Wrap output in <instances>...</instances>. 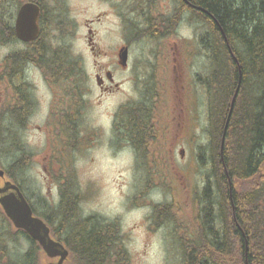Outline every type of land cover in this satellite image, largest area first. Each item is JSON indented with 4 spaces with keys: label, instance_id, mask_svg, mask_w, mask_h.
<instances>
[{
    "label": "flooded vegetation",
    "instance_id": "obj_1",
    "mask_svg": "<svg viewBox=\"0 0 264 264\" xmlns=\"http://www.w3.org/2000/svg\"><path fill=\"white\" fill-rule=\"evenodd\" d=\"M164 1L166 0H128L124 6L125 12H118L115 15V19L121 26L122 37L120 43L111 52L112 54L101 48L96 30L91 27L90 22L87 24L88 56L94 66L92 78L101 94L107 95L119 90L121 84L116 82V73L118 72L129 73L130 70L133 74L140 67H161L158 51L157 55L152 50L155 56L152 55L153 60H148L149 55L139 57L133 47L138 40L144 39L149 42L172 36L169 29L173 26L172 20L168 19L166 24L162 23L164 28H159L161 16L175 17V1L167 0L171 4L166 3V7L163 5ZM136 2L140 3V7L134 6ZM160 4L162 5L160 6ZM238 4L237 9L244 8V0H240ZM39 5L44 12L46 7L40 3ZM18 7L19 4H16L10 10L9 22L6 26L0 27V116L8 118V128L14 131L17 124L15 120L18 119L19 112H23V118L19 119V125L24 126V131L31 126L34 115L41 112L40 100L35 96V81L40 80L48 84L53 97L48 104L44 126L34 124V129L43 130L47 134L53 130L62 133L72 132L74 133V142H78L81 132L80 115L82 107L87 104L83 98L84 93L81 91L84 89L81 86L90 76H87L85 72L82 57L78 53H72L68 44H59L58 38L53 36V33L63 36L72 32V17L70 15L64 21V31H61L60 26L46 30L40 19L38 35L34 39L22 40L17 37L15 30ZM250 8L255 9L254 6ZM160 9L163 14L158 13ZM66 10H69L68 6ZM200 12V19L203 23L202 8H200ZM252 12L254 15L251 14V17H242L241 19V23L246 27L237 26L233 32L232 48L226 43L227 52L231 54L232 59L231 62L229 59L226 62L228 64L227 72L224 71L223 61L219 64V71L226 73L229 78L220 77L219 96L217 97L220 145L216 153L217 158L210 160L206 165L219 183L221 200L217 206L221 205L224 200L225 206L230 204V209L226 208V210H230L231 218L228 215V221L232 222L229 241L233 254L232 264H264V67L259 66L257 72L250 69L255 64V60L250 50L251 42L248 41V37L252 35L256 23L257 15L255 13H259L255 10ZM186 15L192 20L191 12L184 10L181 13L178 26ZM100 20L101 15L96 18V21ZM91 21H95V19ZM121 48L126 53L124 65L119 61ZM104 57L107 59L100 61V58ZM210 65L212 66L211 63ZM65 85L72 87H65ZM188 92L192 94L190 90H187ZM182 103L184 107L180 109L179 120L176 123L172 117H163L162 121L158 120V124L145 125L146 119L144 120V116L140 114V111H137L138 114L131 116L132 118L127 120L126 125L123 124L126 122L124 116L126 111L119 116L115 113L107 130H92V141H96L97 137L108 135L116 148L129 147L133 151L134 158L139 162L142 160L155 164L160 162L172 167L177 162L185 163L187 160H189L188 163L198 164L202 160L201 164H203L201 154L203 144L196 143L195 150L192 149V143L197 139L193 131L200 127V124L197 123L199 116H189L187 94L186 104L185 101ZM141 106V110H150V108H144V104ZM169 113L170 110L168 115ZM11 117L13 122L10 121ZM21 122H23L22 125ZM193 123H195L194 130ZM137 127L139 129L143 127V135L136 144L145 148V154L139 156L131 134V128ZM46 139L49 141V137ZM66 139L67 136L62 135L61 140ZM224 141L230 144L229 152L227 150L224 152ZM22 142L19 139L18 144L16 143L18 154L11 159V165L17 161L24 162L22 159L25 153L21 152L23 150ZM47 158V156L44 157L42 165L43 170L46 171L45 193L34 186L30 180L28 183H23L16 179L13 172L8 174L5 172V179L19 185L28 197L33 213L37 216L40 212L45 213L47 210L53 212V209L57 210L59 207L60 193L52 173L49 172ZM178 172L182 176H186L182 170H178ZM208 176H210L209 173ZM150 177L154 179V176ZM4 182V178L0 176V185H3ZM208 184V180H205L204 185L208 186ZM52 188L55 189V194L51 192ZM213 191L219 196V192ZM222 207L225 209L224 206ZM224 223L225 221L222 220L221 226ZM56 226L58 225L56 224ZM58 227L61 225L59 224ZM53 231L54 227H51V235ZM112 234L115 235L113 231ZM110 235L109 232L108 238ZM201 259V264H203V256Z\"/></svg>",
    "mask_w": 264,
    "mask_h": 264
},
{
    "label": "rangeland",
    "instance_id": "obj_2",
    "mask_svg": "<svg viewBox=\"0 0 264 264\" xmlns=\"http://www.w3.org/2000/svg\"><path fill=\"white\" fill-rule=\"evenodd\" d=\"M22 1L24 0H7L6 5L9 10H12ZM65 1L72 17V32L63 36L53 33V36L58 38L59 44H68L72 53H78L82 57L85 72L87 76H90L81 86L84 89L83 98L87 104L82 107L80 115V137L76 147L73 150L67 148L62 156L60 152L63 151L60 148L56 149L55 141L58 133L55 130L47 134L43 130L34 129V124L44 126L48 104L53 97L48 84L36 80L35 96L40 100L41 112L34 115L33 124L22 133L26 149L32 153V162L25 172V164L19 161L23 165V170L16 173L18 181L28 183L30 180L34 186L45 193V174L42 168L44 157H48V169L52 175L58 174L61 170L57 160L66 161L75 173L80 193L78 208L81 216L94 215L99 220L118 222L117 235H119L121 249L124 251H121L117 257L118 259L121 256L122 259L111 264H183L182 256L188 252L184 251L185 242L182 236L191 238L198 215L197 202L205 180L211 182L210 192L215 203L213 211L216 224L221 226L222 220H228V215L231 218L230 210H226L229 206H225V200L217 206L221 200L219 183L213 172H210L206 166L210 160L217 158L216 153L220 145V137L217 148L213 149L211 145H208L210 133L207 111L211 98L201 90L196 81L198 75L207 80L211 69L214 68L209 63V52L203 49V40L200 41V36L205 35L207 28L199 17L196 18V14L191 15L192 20L186 15L183 22L176 28L175 35L149 42L144 39L138 40L133 47L136 55L139 57L149 55L148 60H153L152 55L155 56V53L158 55V51L161 67H140L133 74L130 70L129 73H116V82L121 86L119 90L106 95L101 94L92 78L94 66L88 56L87 24L90 22L91 27L96 30L101 48L112 54L111 52L120 43L122 37L121 26L115 19V15L118 12H125L124 6L128 0ZM166 3L171 4L166 0L163 2L164 7ZM158 13H162V9ZM99 15L101 20L96 21ZM92 19L95 21H91ZM152 50L155 53H152ZM106 59L107 57L100 58V61ZM221 74L219 76L223 77ZM187 90H190L192 94L187 93ZM58 94H60L59 91ZM186 94L189 116H199L197 123L200 127L193 131L197 139L193 141L192 149L195 150L196 143L203 144L201 151L203 164H201L202 160L199 164L188 163L189 160L185 163L177 162L173 167L160 162L156 164L148 163L146 160L139 162L134 158L133 151L129 147L116 148L108 135L97 137L96 141H92V130H107L114 114L124 104L125 106L131 104L130 111L124 115L125 121L138 114L137 111H140L145 118L148 111L141 110V105L144 104L143 107L150 108L149 111L158 120L162 121L163 117H172L176 123L179 120L178 113L184 107L182 101L186 104ZM3 118L0 116V119ZM10 121L13 122L12 117ZM68 138H71L73 144L74 138L70 133ZM227 151L229 152L230 149ZM12 158L8 148L0 151L2 165L7 166ZM178 170H182L186 176H182ZM150 176H154V179ZM56 185L58 188L57 183ZM211 186L214 189H211ZM213 190L219 192V196ZM51 192L56 193L54 188ZM151 202L172 203L178 211L177 217L169 218L157 225L153 221ZM222 206L225 207V213L220 214ZM62 234L65 235L64 232H61ZM17 237L19 245H16L14 250L21 252L26 249L28 242L20 234ZM226 250L228 255L222 257L231 261L233 254L229 242ZM44 261L45 258H41V263Z\"/></svg>",
    "mask_w": 264,
    "mask_h": 264
},
{
    "label": "trees",
    "instance_id": "obj_3",
    "mask_svg": "<svg viewBox=\"0 0 264 264\" xmlns=\"http://www.w3.org/2000/svg\"><path fill=\"white\" fill-rule=\"evenodd\" d=\"M28 1H38L46 7L42 14V25L46 30H52L56 26H60L61 31L65 30L63 23L68 18L65 0ZM174 1L175 17L161 16L159 18V28H164L162 23L166 24L168 19L173 21V26H169L170 35H175L182 11L188 10L191 14H196L197 17L200 18V8L203 9V24L206 26L207 30L205 35L200 36V41L203 40V49L209 52V60L214 68L207 77V81L206 78L201 76H198V81L203 83V91L212 97L207 111V119L209 124L208 132L210 133L209 144L215 149L218 146L220 137L218 130L220 118L217 113L218 101L216 99L217 96H219V74H221L219 71V64L223 61L225 64L224 71L227 72L226 67L228 64H226V62H228V59L231 62L232 59L230 56L231 54L227 52L226 43L232 48L234 40L233 32L237 26H240V28L246 27L245 24L241 23L242 17H251V14H253L252 11L255 10L259 13H255L257 15V17L254 16L256 23L253 27L252 35L248 37V41L251 42L250 50L255 60V64L251 66L250 69L257 72L259 66L264 67V0H244L243 9H237L240 0ZM6 3L7 0H0V27L6 26L7 22L10 20V11ZM134 6L139 7V4L136 2ZM251 6H254L255 9H251ZM128 19L131 20L130 18ZM222 73L221 75L224 79L229 78L226 76V73ZM122 109L117 113L118 116L122 114ZM129 111L130 108L127 109V112ZM152 117V112H147L144 118V120L146 119L145 125H150L152 123ZM17 118L16 126H20L19 124L20 120L23 118V112H19ZM142 123L144 124L145 122ZM22 124L23 122H21V125ZM123 124L127 125V121L123 122ZM142 131L143 127L141 129L138 127L135 129L131 128V134L134 138L131 137L134 144H136L143 135ZM260 133H262V131H260ZM18 139V130L13 131L7 126L4 129L0 128V141H3L2 144L10 142L8 149L11 151L12 155L17 152ZM135 146H137L136 150L139 155L145 154V148L139 147L137 144ZM229 146L230 144L225 141L224 151L230 149ZM69 147L70 146L63 145L61 151H63V153L66 152V149ZM229 155L231 156V153ZM230 158L228 159L229 162L231 160ZM5 168L6 173H15L14 176L18 180L16 173L23 170V165L17 161L14 165ZM63 171L65 174H62L60 171L55 175V179L60 183V201L58 209H53V212L50 210H47L45 213L40 212L38 215L51 227H54V238L63 242L67 248L68 259L64 264H111L114 261L119 262L122 257L120 256L118 259L117 257L119 253L124 250L121 249V242L116 234L118 228L117 221L99 220L96 216L82 217L78 208L80 194L78 192L74 170L69 163H66L63 164ZM208 183V186L203 188L199 198V208H197L198 215L191 232V238H186L185 235L182 236V240L185 242L184 251L188 252L182 256L184 264H201L202 256L200 257V254H203V264H231L230 259L227 260L226 257L224 259L222 256L228 255L226 247L231 239L230 224L232 222L224 219L225 223L223 226L216 224L213 211L215 203L210 192L211 182L209 181ZM177 212L176 207L172 203H154L152 207L153 221L158 225L160 222L166 221L169 218H176ZM222 213H225L223 207L222 209L220 208V214ZM56 224L58 226L60 224L61 227L56 226ZM108 231L111 233L109 238ZM112 231L115 233L114 236ZM61 232H64L65 235H61ZM18 234L28 242L26 249L21 252L14 250L16 249V245H19ZM112 237L114 238L112 239ZM230 254L231 252L229 255ZM41 258H45V261L49 260L36 241L22 230L15 229L12 226L10 220L5 216L0 207V264H43L45 261L41 263Z\"/></svg>",
    "mask_w": 264,
    "mask_h": 264
},
{
    "label": "water",
    "instance_id": "obj_4",
    "mask_svg": "<svg viewBox=\"0 0 264 264\" xmlns=\"http://www.w3.org/2000/svg\"><path fill=\"white\" fill-rule=\"evenodd\" d=\"M40 8L32 2L22 4L18 10L15 30L16 35L22 40L33 39L39 33ZM121 63L125 61V52L120 51ZM4 172L0 169V176ZM11 190L6 193V191ZM0 206L5 215L11 220L14 227L24 230L29 236L36 240L47 257L55 258L56 261L47 264H63L68 251L64 245L54 240L49 235V228L36 216L32 215V210L20 192L19 188L10 181H5L0 187Z\"/></svg>",
    "mask_w": 264,
    "mask_h": 264
},
{
    "label": "bare ground",
    "instance_id": "obj_5",
    "mask_svg": "<svg viewBox=\"0 0 264 264\" xmlns=\"http://www.w3.org/2000/svg\"><path fill=\"white\" fill-rule=\"evenodd\" d=\"M251 262V261H250Z\"/></svg>",
    "mask_w": 264,
    "mask_h": 264
}]
</instances>
